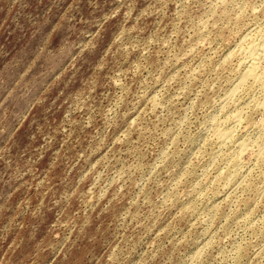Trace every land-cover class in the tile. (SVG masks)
<instances>
[{
    "label": "clouds",
    "instance_id": "clouds-1",
    "mask_svg": "<svg viewBox=\"0 0 264 264\" xmlns=\"http://www.w3.org/2000/svg\"><path fill=\"white\" fill-rule=\"evenodd\" d=\"M0 264H264V0H0Z\"/></svg>",
    "mask_w": 264,
    "mask_h": 264
}]
</instances>
